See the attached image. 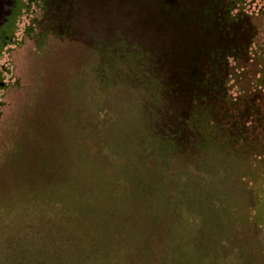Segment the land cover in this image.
Segmentation results:
<instances>
[{"label":"rangeland","instance_id":"rangeland-1","mask_svg":"<svg viewBox=\"0 0 264 264\" xmlns=\"http://www.w3.org/2000/svg\"><path fill=\"white\" fill-rule=\"evenodd\" d=\"M7 1L0 264H264V0Z\"/></svg>","mask_w":264,"mask_h":264},{"label":"water","instance_id":"water-1","mask_svg":"<svg viewBox=\"0 0 264 264\" xmlns=\"http://www.w3.org/2000/svg\"><path fill=\"white\" fill-rule=\"evenodd\" d=\"M1 4L3 5V6H1ZM7 4H8V1L6 0H0V9H1V7H2V9L4 8V6H6V8H7Z\"/></svg>","mask_w":264,"mask_h":264}]
</instances>
